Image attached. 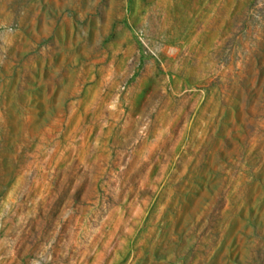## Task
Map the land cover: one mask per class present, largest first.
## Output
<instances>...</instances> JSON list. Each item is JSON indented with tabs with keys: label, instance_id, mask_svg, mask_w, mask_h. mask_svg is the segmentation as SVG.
Listing matches in <instances>:
<instances>
[{
	"label": "rangeland",
	"instance_id": "374dc122",
	"mask_svg": "<svg viewBox=\"0 0 264 264\" xmlns=\"http://www.w3.org/2000/svg\"><path fill=\"white\" fill-rule=\"evenodd\" d=\"M0 264H264V0H0Z\"/></svg>",
	"mask_w": 264,
	"mask_h": 264
}]
</instances>
